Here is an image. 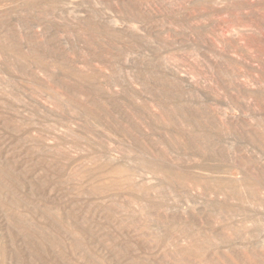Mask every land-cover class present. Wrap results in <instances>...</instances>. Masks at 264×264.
Masks as SVG:
<instances>
[{"label": "rangeland", "instance_id": "1", "mask_svg": "<svg viewBox=\"0 0 264 264\" xmlns=\"http://www.w3.org/2000/svg\"><path fill=\"white\" fill-rule=\"evenodd\" d=\"M0 264H264V0H0Z\"/></svg>", "mask_w": 264, "mask_h": 264}, {"label": "bare ground", "instance_id": "2", "mask_svg": "<svg viewBox=\"0 0 264 264\" xmlns=\"http://www.w3.org/2000/svg\"><path fill=\"white\" fill-rule=\"evenodd\" d=\"M193 143V142H192ZM196 153V152H195ZM142 161V160H141ZM217 164V163H216ZM138 167V166H137ZM153 167V166H152ZM221 168V167H220ZM130 177V176H129ZM234 182V181H233ZM232 182V183H233ZM230 185V184H229ZM232 185V184H231ZM234 185H236V184H234ZM237 186V185H236ZM236 187H234V189H235ZM238 188V187H237ZM233 190V189H232ZM239 190H240V187H239ZM241 193V192H240ZM60 219H62L61 217H60ZM56 225V224H55ZM58 225V224H57ZM21 232V231H20ZM47 232V231H46ZM25 233H26V231H25ZM32 233L30 232V233H27V237H32V236H34V235H31ZM41 237H44V236H42V235H40ZM36 237V236H35ZM41 249V248H40ZM19 253V252H18ZM40 253H41V251H37L36 252V255H40ZM4 256V255H3Z\"/></svg>", "mask_w": 264, "mask_h": 264}]
</instances>
